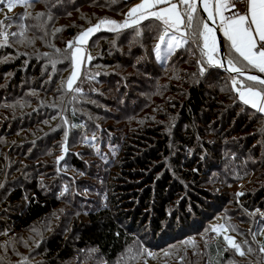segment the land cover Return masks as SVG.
<instances>
[{
	"label": "trees",
	"instance_id": "1",
	"mask_svg": "<svg viewBox=\"0 0 264 264\" xmlns=\"http://www.w3.org/2000/svg\"><path fill=\"white\" fill-rule=\"evenodd\" d=\"M137 1L0 7V21L30 14L8 31L26 24L32 41L19 48L9 37L0 47L2 264H264V114L238 99L220 67L201 74L196 43L164 62L152 52L157 21H143L139 38L132 28L102 29L87 44L92 58L73 86L81 91L67 89L73 65L62 35L76 36L104 17L123 21ZM39 4L46 11L36 19ZM103 117L129 121L125 132ZM89 135L120 145L106 190L90 165L93 149L82 145ZM73 180L81 189L71 199ZM86 192L97 198H82ZM80 200L86 219L51 220ZM220 224L235 227L227 233L236 242L248 241L245 256L225 250L224 231L210 230Z\"/></svg>",
	"mask_w": 264,
	"mask_h": 264
},
{
	"label": "snow or ice",
	"instance_id": "2",
	"mask_svg": "<svg viewBox=\"0 0 264 264\" xmlns=\"http://www.w3.org/2000/svg\"><path fill=\"white\" fill-rule=\"evenodd\" d=\"M33 2L34 0H0V7L6 6L10 11L17 5L28 7ZM56 2L59 3L60 0H56ZM241 2L246 5V11L243 13L235 9L236 0H199L200 6L207 13V17L203 18L198 12L197 0H141L140 3L129 9L123 22H117L107 17L100 18L95 25L82 30L67 43V48L70 50L69 58L73 65V71L66 82L67 89L75 92L81 91L79 87H73L78 78L77 65L82 63L84 59L83 46L96 32L106 29L119 33L124 29L132 28L135 30V36L139 38L142 35L140 28L142 22L154 20L158 23L153 28L157 35L152 52L158 61L167 62L191 40L197 44L201 56L206 58L197 61L198 63L207 64L210 67L218 66L224 68L225 71L239 73L251 82L243 84L233 77V90L238 93V98L244 105L250 106L256 114H264V78L248 75L245 71L247 68H255L260 73H264V0H241ZM225 12H229L230 15H225ZM44 15L43 12L38 13L36 19ZM29 16L30 14L25 13L18 18L24 21ZM18 18L6 15L5 19L0 21V47L9 45V37L20 36L24 38L20 42H32L26 36L29 27L26 24H16L20 29L19 32L8 31ZM48 19H52L50 14ZM217 20L219 21L218 30L222 32L229 45L230 50L227 54H220L215 35L217 29L210 27L207 22L212 21L215 24ZM46 23L47 21H44L42 24L32 27H43V24ZM56 31L59 32L61 29H56ZM59 51L61 50L57 49V52ZM44 55L48 54L45 53ZM218 55H221L219 60L216 59ZM87 58L91 59L92 57L88 56ZM55 63L56 61H53V66ZM200 71L203 74L206 69L201 67ZM238 83H241L242 86L237 87ZM85 142H87V138H85ZM64 150H67L66 147ZM58 159H63V157ZM237 195H243V193ZM255 214L253 213V215ZM261 215L264 216V214ZM229 229L235 230V227L230 224H220L212 226L210 230L220 235L221 230L227 232ZM33 230L35 231V229ZM255 234V232L252 233L253 238ZM223 239L228 245L226 251L234 250L241 257L246 255L243 246L247 245L248 241L238 243L234 237L229 235H224ZM5 243L12 244L13 242L6 241ZM185 243H192L193 247L195 246L194 242L185 241ZM128 251L131 253L132 250L129 249ZM253 251L252 247L247 248L248 253ZM259 252L264 253V245L259 247ZM168 254L165 253V255ZM2 261L3 258L0 257V264ZM21 264H26V259Z\"/></svg>",
	"mask_w": 264,
	"mask_h": 264
},
{
	"label": "rangeland",
	"instance_id": "3",
	"mask_svg": "<svg viewBox=\"0 0 264 264\" xmlns=\"http://www.w3.org/2000/svg\"><path fill=\"white\" fill-rule=\"evenodd\" d=\"M141 2V0H139V1H137L136 3H134V5H136V4H138V3H140ZM133 5V6H134ZM43 5L42 4H39V5H34L33 6V11L34 12H36V13H41V12H45L46 10H44V7H42ZM132 6V7H133ZM131 7V8H132ZM88 12V11H87ZM90 12H91V10H90ZM70 20V19H69ZM125 20V19H124ZM123 20V21H124ZM65 21H67V19H65ZM123 21H120V22H123ZM95 25V24H94ZM92 26V25H91ZM90 27V26H89ZM87 29V28H86ZM74 31L72 30H70V31H67L66 33H64L63 35H62V37H61V39H63L64 41L63 42H67L68 43V41H70V40H73L74 39V37H76V36H74ZM29 34V33H28ZM79 34V33H78ZM27 36V35H26ZM28 37V36H27ZM16 39H18V41H16L15 43L18 45V47L20 48H22V47H26V45H27V42H20L21 41V39H24V38H22V37H20V36H17V37H15V40ZM89 42V41H88ZM88 44V43H87ZM87 44L86 45H84L83 47H84V59H83V61H82V63H78V65H77V71H78V78H79V75L81 74V72H82V69L84 68V66H85V64H87V62L89 61V59L87 58L88 56H91L90 55V52H89V50H88V48H87ZM219 56V55H218ZM216 57V59L217 60H219L220 59V57ZM202 59H206V58H203L202 56H201V53L199 52V55H198V58H197V60L199 61V60H202ZM199 65L201 66V67H204V68H206V67H209L207 64H201V63H199ZM214 67V66H213ZM185 68V72H188V73H190L191 71H193L194 69H191V67H187L186 65H183V69ZM187 68V69H186ZM72 71H73V68H72ZM246 72H249V71H246ZM72 73V72H71ZM71 73H70V75H71ZM128 73V72H127ZM190 75V74H189ZM264 76V75H263ZM70 77V76H69ZM225 78H228V79H230V85H231V87H232V89H233V86H232V78L233 77H238V76H234V75H230V74H226L225 76H224ZM78 78L76 79V81L78 80ZM236 80L238 81V79L236 78ZM75 81V82H76ZM239 82V81H238ZM240 82H242V81H240ZM212 84H214V83H212ZM73 86H75V83H74V85ZM212 86V85H211ZM242 86V84L241 83H238L237 84V87H241ZM236 92V91H235ZM237 93V92H236ZM146 96V95H145ZM237 96H238V93H237ZM239 99V98H238ZM242 102V101H241ZM120 103H121V101H120ZM243 103V102H242ZM122 111H120V113H121ZM117 119H119V120H113V119H110V118H106V117H103V119L102 120H104V122H105V124L104 125H106V124H111V126H114L115 127V129L116 128H118V129H120V130H122L123 132H125V129L123 128V124H125V122L127 121L126 119L125 120H122V118H117ZM128 122L129 121H127V124H128ZM113 130V129H112ZM113 133H115V135L116 136H118V134L119 133H117V131H115V130H113L112 131ZM87 138V142H85V139H84V142H82V145L83 146H89L90 148H92L93 149V155L96 157V160L94 161V163L93 162H91L90 163V165H91V167H93V169H94V172H96V171H99V174H100V176H103V181L102 182H100L99 184H98V186L97 187H102V188H105V190L107 189V186H108V184H109V182H110V178H108V177H111L115 172H117L118 171V167H113L114 165L113 164H115V155L117 154V151H119V147H120V145H117V144H113V143H111V142H109V141H107L108 139H107V137L105 136V135H99V136H96V135H89V136H87L86 137ZM103 141H105V144H103L104 145V147L102 146V144L101 143H99V142H103ZM114 159V160H113ZM114 162V163H113ZM105 172V173H104ZM86 178V177H85ZM86 179H88V178H86ZM88 183H90V182H92L93 180L92 179H88ZM73 183H74V185L73 186H71L70 188H72V189H70V190H72L71 192H70V196L73 194V192L74 193H78L79 191H80V189L81 188H79L80 186H81V184H76V183H78V181H72ZM77 186H76V185ZM243 184H244V182L242 183V182H240V184H239V186L240 187H242L243 186ZM215 185H211V186H209L211 189H214V191L215 192H217V188H218V186H216V187H214ZM225 186V185H224ZM213 191V190H212ZM79 195H81V194H79ZM89 196V193L87 194V192L86 193H83L82 194V198H84V199H86V200H89V199H91L92 197H88ZM91 196H93V198L92 199H95V198H97V195H91ZM73 195L70 197L71 199H73ZM79 199V198H78ZM85 200V201H86ZM82 201H84V200H80V201H77L76 203L77 204H79L77 207H76V204H75V207H70V210H68V211H61V212H59V214H58V212L56 211V212H54L50 217H51V220L54 218V217H57L56 218V221H58V222H60V223H64L65 221L64 220H67V219H69L70 218V221H68V222H72L73 220H75V219H77V220H80V219H86V216H84L85 215V211L82 209V208H85L86 206L85 205H83V202ZM66 206L67 205H64V208H66ZM72 220V221H71ZM224 235H228V233L227 232H225L224 231ZM230 236V235H229ZM192 264H194V263H192ZM196 264H198V261H197V263Z\"/></svg>",
	"mask_w": 264,
	"mask_h": 264
},
{
	"label": "water",
	"instance_id": "4",
	"mask_svg": "<svg viewBox=\"0 0 264 264\" xmlns=\"http://www.w3.org/2000/svg\"><path fill=\"white\" fill-rule=\"evenodd\" d=\"M197 6H198V12L201 15V17L206 18L207 16H206L204 10L202 9V7L200 6L199 0H197ZM207 22H208V24H209L210 27H213V28H216L217 29L215 35H216V39H217V44H218L219 52H220L221 55L222 54H225L224 42H223V39H222V35H221L220 31L218 30V25L216 23L213 24L212 21H207ZM221 55H219L218 57L221 58ZM221 69L225 71L224 68H221ZM226 72L228 74H230V75L243 76V77H245L244 75H240L239 73H232V72H228V71H226ZM247 74L248 75H257V76H260L261 78H264V76L262 74L257 73V72H254V71H249V72H247Z\"/></svg>",
	"mask_w": 264,
	"mask_h": 264
},
{
	"label": "built area",
	"instance_id": "5",
	"mask_svg": "<svg viewBox=\"0 0 264 264\" xmlns=\"http://www.w3.org/2000/svg\"><path fill=\"white\" fill-rule=\"evenodd\" d=\"M235 9L239 10L241 13H243L246 11V5L244 3H242L241 0H236ZM225 15H230V13L225 12Z\"/></svg>",
	"mask_w": 264,
	"mask_h": 264
},
{
	"label": "crops",
	"instance_id": "6",
	"mask_svg": "<svg viewBox=\"0 0 264 264\" xmlns=\"http://www.w3.org/2000/svg\"><path fill=\"white\" fill-rule=\"evenodd\" d=\"M202 7V6H201ZM202 9H203V7H202ZM204 10V9H203ZM216 24L218 25L219 24V21L217 20V22H216ZM221 33V35H222V37L226 40V38L223 36V34H222V32H220ZM227 41V40H226ZM254 69V68H253Z\"/></svg>",
	"mask_w": 264,
	"mask_h": 264
},
{
	"label": "flooded vegetation",
	"instance_id": "7",
	"mask_svg": "<svg viewBox=\"0 0 264 264\" xmlns=\"http://www.w3.org/2000/svg\"><path fill=\"white\" fill-rule=\"evenodd\" d=\"M222 39H223V42H224V38L222 37ZM225 43V42H224Z\"/></svg>",
	"mask_w": 264,
	"mask_h": 264
},
{
	"label": "bare ground",
	"instance_id": "8",
	"mask_svg": "<svg viewBox=\"0 0 264 264\" xmlns=\"http://www.w3.org/2000/svg\"><path fill=\"white\" fill-rule=\"evenodd\" d=\"M206 16H207V13L205 12Z\"/></svg>",
	"mask_w": 264,
	"mask_h": 264
}]
</instances>
